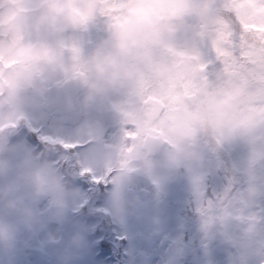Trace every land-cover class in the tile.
<instances>
[{
  "label": "clouds",
  "instance_id": "clouds-1",
  "mask_svg": "<svg viewBox=\"0 0 264 264\" xmlns=\"http://www.w3.org/2000/svg\"><path fill=\"white\" fill-rule=\"evenodd\" d=\"M220 7L219 0H0V146L26 119L25 92L60 68L88 98L130 92L119 110L127 132L135 135H125L120 167L158 180L184 159L199 160L203 144L237 118L239 99L248 90L239 79H226L218 89L165 112L166 85L179 82L189 70L184 56L170 50L187 52L174 39L185 26L202 40ZM98 21L105 35L84 53L77 34ZM161 146L165 150L156 158ZM67 184L57 168L23 158L0 185V252L12 250L21 222L35 219L30 205L63 192ZM110 198L116 209L134 202L125 199L119 185ZM82 240L75 232L69 244L79 247Z\"/></svg>",
  "mask_w": 264,
  "mask_h": 264
},
{
  "label": "rangeland",
  "instance_id": "rangeland-1",
  "mask_svg": "<svg viewBox=\"0 0 264 264\" xmlns=\"http://www.w3.org/2000/svg\"><path fill=\"white\" fill-rule=\"evenodd\" d=\"M221 1L228 2L229 0ZM235 2L237 13L242 17V7L246 0H235ZM97 24L89 26L88 33L78 37L84 53H87L105 35L104 23L98 21ZM95 26L100 30H97ZM192 38H195L192 29L185 26L174 39L180 48L187 50L186 53L198 52L203 59L210 60L212 58L210 44L218 47L217 42L208 37V39L198 40L194 47L190 44ZM193 49L195 52L192 51ZM184 58L189 64V70L185 77L191 78L199 75L200 69L196 63L188 56H184ZM220 67L223 66L218 65L217 69ZM63 76L67 75L60 68L52 69L34 82L30 87L32 91L25 92L23 110L26 114V122L28 121L30 123L27 122L28 125L36 129L37 136L39 134L43 139L49 141L51 138L60 139L69 144H73L74 141L77 159L93 168L92 172L96 179H102L103 182L109 184L105 191H101L102 193L99 194L98 185L87 186L84 184L85 190H83L80 188V181L76 180L74 185L70 183L66 185L65 190L61 193L41 197L34 205H31L34 208L35 219L27 224L32 228L41 225L44 231L37 240L33 241L31 236L27 235L29 230L25 229L24 235L15 242L20 253L15 252L14 256V248L8 253L0 252V264H46L47 260L49 264H107L102 257L92 255L94 250L89 234L94 228L92 221L88 223L86 218V224L76 221L73 212L87 197H90L91 210L102 209L103 212H106L105 217L110 219V224L116 232L128 236L125 264H180L176 261V255H173L171 249L160 247L168 240L173 242L175 249L179 252L186 253V247L178 241L181 238V231L178 228L179 219L173 210L164 208L155 199L143 200L133 206L122 203L116 209L110 198V192L117 185L124 197L128 186L141 183L146 186L144 178L138 179L132 170L129 172L128 169L119 165L122 142L125 135L129 136L128 128L123 123L119 109L130 99V92L121 90L88 98L84 91L83 95L77 98L72 113H64V111L60 112L56 109L48 110L46 105L51 98L48 88L52 83L60 82L59 80ZM226 79H229V76L224 73L223 69L215 71L211 76L214 87L210 91L218 89ZM149 99L156 98L149 97ZM252 105L254 104L245 100L244 97H240L237 118L227 127L219 130L223 138L227 137L230 140L231 135L235 134L238 142L240 131L236 130V124L245 117L247 109ZM109 129L111 131L105 133L101 143L98 139L91 140L92 137H98ZM259 133L256 130L254 144L249 142L245 146H238L234 152L240 165H243L240 156H245L249 159L257 158V165L264 168V147L260 136H258ZM117 148L118 152L115 153ZM117 155V168H108L105 164L114 165ZM26 156L36 157L33 149L22 139L0 146V185L12 177ZM42 161L52 166L50 161L46 159ZM181 164L186 169L179 182L175 181L171 171L159 174L160 178L154 180V186L157 190L166 191L168 199L187 203V192L195 193V198H198L200 193H196V191L200 188L201 177L205 172L214 170L212 166L200 159H184ZM252 171L255 176H260L257 171ZM107 172H110L108 178ZM74 176V179L77 178V171L74 172ZM172 177L174 182L170 183ZM165 186L168 191L164 190ZM149 188L153 190V186L150 185ZM252 191L264 192V187L247 181L239 191L242 198L240 202L233 199L221 211L204 214L205 224L199 234L200 247L197 251L199 264H234V261L237 264H259L264 259V229L258 223L259 214L255 209L257 201L251 199ZM95 202L98 203L95 204ZM259 204L264 214V202H259ZM239 217L246 219L245 221L239 220ZM94 220L99 223L97 218ZM197 230L194 227L191 231L192 234ZM75 232H80L83 237L79 247L69 244V238ZM28 242L29 244L25 246Z\"/></svg>",
  "mask_w": 264,
  "mask_h": 264
},
{
  "label": "trees",
  "instance_id": "trees-1",
  "mask_svg": "<svg viewBox=\"0 0 264 264\" xmlns=\"http://www.w3.org/2000/svg\"><path fill=\"white\" fill-rule=\"evenodd\" d=\"M242 21L243 17L237 13L235 0H231L225 6L221 5L216 20L213 22L211 28L203 34L202 39L211 37L221 46L229 33L235 31L239 34L242 31ZM257 26L261 30H264V20L260 21ZM251 28L252 26L249 25L250 30ZM234 63L236 65L234 69L225 70L223 67H220L217 70L223 69L224 73L228 74L229 79H239L245 85L248 92L241 95L245 100L252 104H256L264 99V45L257 42L255 48L250 50L246 56H241L239 48H237L234 56ZM236 130L240 131L238 142L236 141L235 134H232V138L229 140L227 137L223 138L218 131L213 142L203 144L200 160L212 166L214 171H207L201 177L200 188L196 191V193H200L198 198H195V193L188 191L187 203H180L168 199L166 192H158V190H155L157 195L156 201L164 208L169 207L173 210L179 219L178 228L181 231V238L178 239V241L184 245L187 250L186 253L179 252L175 249L173 242L171 243L168 240L160 247H166L167 250L171 249L173 255H176V261L180 264L200 263L197 251L200 247L199 234L203 230V224H205L204 214L206 212H219L227 207L234 198L237 202H240L242 199L241 196L236 195L248 179L264 187V168L257 165L258 159H249L245 156H240L243 163V165H240L234 156V152L237 150L238 146H245L249 142L251 144L255 143L256 130L260 132L258 136H260L264 147V125L257 124L251 128H243L240 126V122H237ZM19 139L24 140L26 144L33 149L36 156L35 158L41 161L43 159L50 161L59 171L65 175L67 174V177L71 175V171L74 170V168L78 170V165L70 164L72 161L69 156L66 159L61 156H55L58 152L64 151L60 143L47 141L40 137L39 134L37 136L36 129L31 128L26 120L19 123L15 131L8 137L7 141L11 143ZM185 169L186 168L180 164V166L174 170L177 179H180ZM252 170L260 173V176H255ZM129 172H131V170ZM132 172L140 179V173L142 174L140 170H132ZM83 173L85 174L82 176L86 175V177H89L87 171H83ZM142 175L146 176L145 173ZM83 183H87V181ZM251 199L264 202V193L252 191ZM89 200L90 197H87L80 202V208L75 211V215L76 219L91 215L92 226H94L89 232L94 250L92 255L102 257L103 261L107 264H125V250L128 236L116 232L115 228L110 224V219L105 217L106 212H103L102 209L96 208L91 210L92 206H90ZM96 203L98 202H95V204ZM256 207L259 214L258 223L264 229V214L262 207L259 205ZM92 216L94 217L92 218ZM7 218L13 220L15 216L9 214ZM95 218L99 220V223L95 222ZM245 219L244 217H239V220L245 221ZM194 227L198 230L192 234L191 231ZM21 237L22 230L19 226L16 240H19ZM35 238V235L31 236L33 241ZM28 244L29 242L25 244V246ZM13 248V255L15 252L20 253L17 245H14ZM234 264H237V262L235 261Z\"/></svg>",
  "mask_w": 264,
  "mask_h": 264
},
{
  "label": "snow or ice",
  "instance_id": "snow-or-ice-1",
  "mask_svg": "<svg viewBox=\"0 0 264 264\" xmlns=\"http://www.w3.org/2000/svg\"><path fill=\"white\" fill-rule=\"evenodd\" d=\"M242 17V31L239 34L235 31L229 33L222 45L218 47L209 43L212 53L210 60L203 59L198 52L186 53L170 50L175 55L190 57L200 69V74L166 85L167 97L163 102L165 112L183 103L189 97L209 92L214 87L211 76L217 71L218 65H222L225 70L236 67L234 56L237 48L241 56H246L250 50L255 48L257 42L264 45V30L257 26L260 21L264 20V0H246L242 7ZM249 25L252 26L251 30ZM257 124L264 125V99L250 106L247 114L240 121V126L243 128H251ZM128 135L133 134L128 133Z\"/></svg>",
  "mask_w": 264,
  "mask_h": 264
},
{
  "label": "water",
  "instance_id": "water-1",
  "mask_svg": "<svg viewBox=\"0 0 264 264\" xmlns=\"http://www.w3.org/2000/svg\"><path fill=\"white\" fill-rule=\"evenodd\" d=\"M82 89L78 81L72 79L65 81L61 86H52L50 91L54 94V99L48 104L49 108H53L60 105L64 112H69L72 108V98L74 94ZM194 97L188 98V100ZM162 147V146H161ZM161 147L158 149L157 154L160 153ZM150 196V191L145 188L133 189L129 188L125 192V197L127 201H134L130 205L136 203L142 198H147ZM264 264V262L262 263Z\"/></svg>",
  "mask_w": 264,
  "mask_h": 264
}]
</instances>
